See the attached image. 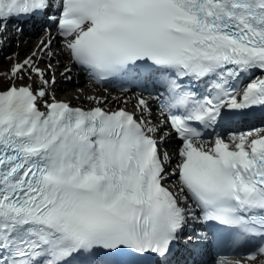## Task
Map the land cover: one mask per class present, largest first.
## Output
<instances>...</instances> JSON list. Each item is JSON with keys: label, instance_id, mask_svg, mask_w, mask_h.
Masks as SVG:
<instances>
[{"label": "snow or ice", "instance_id": "1", "mask_svg": "<svg viewBox=\"0 0 264 264\" xmlns=\"http://www.w3.org/2000/svg\"><path fill=\"white\" fill-rule=\"evenodd\" d=\"M49 13L76 66L97 83L150 86L165 118L153 123L143 95L130 112L49 102L46 87L0 90V264H168L190 222L258 238L246 259L264 257V129L204 139L224 109L264 107V0H0L5 28ZM33 63L12 77L55 83ZM172 133L175 167L161 148Z\"/></svg>", "mask_w": 264, "mask_h": 264}, {"label": "bare ground", "instance_id": "2", "mask_svg": "<svg viewBox=\"0 0 264 264\" xmlns=\"http://www.w3.org/2000/svg\"><path fill=\"white\" fill-rule=\"evenodd\" d=\"M18 41L17 48L13 45L0 53V60L5 64L11 62L13 65L11 67L12 70L14 65L23 63L26 59L31 58L34 62L33 67L42 69L45 73V79L50 76V82L52 81L51 77H54L55 83H49V85L44 86L35 72L30 75L28 74V72L31 71L30 69L18 74V76H22V78H13L11 70H8L5 66H0V90L7 89L13 83L19 86H30L33 91H39L41 88L46 87L49 93L47 97L49 102H51L54 96L57 101L67 102L72 106L84 109L99 106L109 111H114L117 108H127L132 112L137 111V99L141 94L136 93L137 95H134L132 92H110L107 88L103 90L88 82L89 78L87 75L82 70L75 67L69 54L64 49V38H61L57 33L53 35H44V30H38L29 34H22V37H20ZM49 42L50 46L46 48L45 45ZM43 48L44 51H42ZM49 63L51 67H49ZM65 68H70L72 71L65 75ZM68 76L71 78L69 79ZM5 85H7L6 88H4ZM143 96L147 99L151 97ZM90 97H95L96 100L103 98L104 102L98 104L96 100H92ZM149 103L150 106H154L153 101L149 100ZM40 107L44 109L42 103ZM157 110L158 109L155 108V111L152 112L151 117H149L153 123L161 122ZM137 115H139V113H137ZM163 144L169 146L170 151L168 152L171 157L170 166L172 167L178 161L177 153L181 144L172 137H166ZM185 231H187V229ZM260 259H264V257L258 258L255 262L247 260L246 256L244 258H241V256L234 258V260L241 261V264H259ZM179 264H181V262H179Z\"/></svg>", "mask_w": 264, "mask_h": 264}, {"label": "rangeland", "instance_id": "3", "mask_svg": "<svg viewBox=\"0 0 264 264\" xmlns=\"http://www.w3.org/2000/svg\"><path fill=\"white\" fill-rule=\"evenodd\" d=\"M16 48H17V46H18V44H16V45H14ZM42 51H44V48L42 49ZM10 61V60H9ZM0 66L2 67V66H5L8 70H11V67L13 66L12 65V63L11 62H9L8 64H5L4 62H2L1 60H0ZM33 73V71H30V72H28V74L30 75V74H32ZM27 74V75H28ZM50 79V76H48L47 77V80H49ZM53 79V77H51V80ZM16 86H19L18 84H16ZM7 87V85H5L4 86V88H6ZM134 95H137V94H135L134 93Z\"/></svg>", "mask_w": 264, "mask_h": 264}]
</instances>
